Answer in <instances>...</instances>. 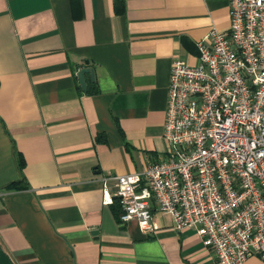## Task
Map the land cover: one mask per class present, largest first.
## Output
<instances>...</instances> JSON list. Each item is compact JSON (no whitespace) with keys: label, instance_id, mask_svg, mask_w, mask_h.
<instances>
[{"label":"crops","instance_id":"1","mask_svg":"<svg viewBox=\"0 0 264 264\" xmlns=\"http://www.w3.org/2000/svg\"><path fill=\"white\" fill-rule=\"evenodd\" d=\"M229 26V0H0V250L12 264H220L156 205L152 235L121 224L113 178L164 158L173 61L196 65L198 42Z\"/></svg>","mask_w":264,"mask_h":264},{"label":"built area","instance_id":"2","mask_svg":"<svg viewBox=\"0 0 264 264\" xmlns=\"http://www.w3.org/2000/svg\"><path fill=\"white\" fill-rule=\"evenodd\" d=\"M229 4V29L198 42V63L173 61L164 158L114 177L113 195L121 224L152 235L156 205L220 264H245L264 261V0Z\"/></svg>","mask_w":264,"mask_h":264},{"label":"water","instance_id":"3","mask_svg":"<svg viewBox=\"0 0 264 264\" xmlns=\"http://www.w3.org/2000/svg\"><path fill=\"white\" fill-rule=\"evenodd\" d=\"M87 74H90L92 79L95 78V72L88 67L81 69L78 73L79 82L85 91L87 89V83H86ZM0 264H12L11 259L3 250H0Z\"/></svg>","mask_w":264,"mask_h":264},{"label":"trees","instance_id":"4","mask_svg":"<svg viewBox=\"0 0 264 264\" xmlns=\"http://www.w3.org/2000/svg\"><path fill=\"white\" fill-rule=\"evenodd\" d=\"M19 188H21V187H19V185H16V184H13V185L9 186V189H11V190L12 189H19ZM117 202H119V200H117ZM119 210H120V215H119V217H120L121 213H122L120 202H119Z\"/></svg>","mask_w":264,"mask_h":264}]
</instances>
